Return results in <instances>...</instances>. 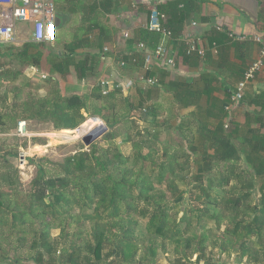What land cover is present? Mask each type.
Masks as SVG:
<instances>
[{
    "label": "trees",
    "instance_id": "trees-1",
    "mask_svg": "<svg viewBox=\"0 0 264 264\" xmlns=\"http://www.w3.org/2000/svg\"><path fill=\"white\" fill-rule=\"evenodd\" d=\"M192 3L195 4L194 1ZM56 4L60 28L63 21L70 27L69 22L75 16L81 23L72 40L66 43L67 55L59 57L56 53L48 58L49 73L52 77L66 76L74 65L80 81L95 77L104 46L112 40L113 32L107 29L106 20L107 15L115 11L117 0H56ZM158 9L170 15L163 22V28L171 31L173 39L182 37L185 24L192 16V8L187 6V2L175 0L163 7L158 6ZM162 37L160 32L140 28L134 37L128 39L127 45L133 46L135 53L145 59V55L152 53L161 43ZM55 42H61L59 34ZM139 43H145L146 49H138ZM42 44L45 43H26L22 48L15 47V53L0 51V55L19 59L26 66L40 67L44 58ZM88 49L97 53H89L91 56L84 54L86 57L83 55L79 62H73L71 55ZM56 57L60 58L59 62H56ZM123 59L128 61L129 57L124 56ZM0 76V87L11 84L8 92L14 96L11 106L7 103L6 94L0 100L3 105L8 104V108L0 109V133H8V121L18 124L22 120L51 122L57 130H75L89 117L100 118L110 128L121 123L134 125L129 117L132 106L128 104L129 99L121 98L120 90L103 95L101 87L96 84L85 95H68L65 88L58 86L48 95L39 96L27 93L28 84L16 85L22 73L7 69ZM121 100H124L127 114L119 112ZM123 115L127 116L121 117ZM129 131L130 128L125 127L123 133L129 134L131 139ZM109 135L113 138L121 136L111 132ZM195 142L191 143L193 147L190 149L197 155L193 162L198 163L201 158L198 157L199 148L194 147ZM198 142L205 150L208 147L215 150L214 155H203L204 160L221 164L224 168L223 175L209 177L207 188H203L208 198L203 215L209 216L208 212L213 211L211 218L215 219L217 226L221 229L225 225L220 239L216 243L211 241V244L219 246L222 253L235 254L239 263L245 259L250 264L264 262V192L257 204L250 202L253 191L248 192L254 189L257 179L251 176L238 188L236 183L241 174L236 171L239 172L240 167V171H245L242 154L235 151L229 141ZM132 144L135 154L128 156L119 152L117 146L97 155L98 149L94 146L90 152H80L61 164L56 163V173L49 176L47 168L40 163L32 190L27 195L19 192L9 174L1 173L0 262L11 259L13 253L18 254L16 259L20 260L19 253L29 245L30 250L36 253L28 257L34 264H154V260L159 264L156 239L162 238L174 246V264H183L192 257H196L194 264L202 261L209 264L206 252L209 238L204 234H189L192 216L188 218L185 214L179 219L177 213H172L180 207L184 195L179 192L176 180L166 177L164 171L171 173V177L177 175L183 165L179 155L176 151L171 154L168 149H163V156L169 163H155L157 151L154 147L145 153L144 143L133 141ZM234 151L238 156L236 153L233 155ZM7 154L2 151L0 159L4 160ZM191 161L190 158L187 163ZM249 162L256 167L258 176L264 174V163L260 160ZM4 163L7 167L5 160ZM156 168H160V172L155 177ZM198 170V176H202L205 166L199 164ZM232 180L236 181L233 185ZM159 187L165 190L160 191ZM208 188L222 189L225 194L212 198ZM140 219L146 221L151 236L147 245H142L137 236ZM53 230L61 231L58 238H53ZM11 234L17 235V239L11 240Z\"/></svg>",
    "mask_w": 264,
    "mask_h": 264
},
{
    "label": "crops",
    "instance_id": "crops-1",
    "mask_svg": "<svg viewBox=\"0 0 264 264\" xmlns=\"http://www.w3.org/2000/svg\"><path fill=\"white\" fill-rule=\"evenodd\" d=\"M171 1L175 0H148L137 5L138 0H117L115 11L107 15L106 26L113 35L104 46L109 51L105 59L102 57L98 74L80 81L73 65L68 75L53 78L69 90V95H85L92 91L85 88H93L101 79H132L135 82L133 89L129 94H122L129 99L137 129L156 131V140H160L158 136L162 134L166 141H229V145L242 154L245 174L258 180L259 186L255 188L262 193L264 174L258 176L256 167L249 161L264 163V68L247 87L241 102H233L232 97L264 47V0H185L192 8V16L185 24L182 37L164 40L162 37L161 41L176 55L175 68L167 70L155 58L146 70L145 59L135 53L133 46L127 45L123 31H130V38L134 37L140 28H147L153 6L163 7ZM59 37L61 42L56 52L59 57H64L68 52L65 38L62 43L60 27ZM190 40L199 47V52L192 55L187 54ZM89 53L93 55L97 51L79 50L71 58L77 63ZM126 53L136 54L138 63L123 69L118 62ZM51 58L55 60L54 56ZM59 60L56 57V62ZM146 78H155L158 83L147 86ZM228 105L230 109H227ZM196 147L202 160L203 155L215 153L210 147L205 150L201 142ZM6 158L4 160L8 162ZM221 254L227 258L224 264H247V259L239 263L235 254ZM17 256L13 253L11 259L0 264H22L23 261L34 264L31 260H17ZM220 263L223 264V260ZM201 264L205 263L202 261Z\"/></svg>",
    "mask_w": 264,
    "mask_h": 264
},
{
    "label": "rangeland",
    "instance_id": "rangeland-1",
    "mask_svg": "<svg viewBox=\"0 0 264 264\" xmlns=\"http://www.w3.org/2000/svg\"><path fill=\"white\" fill-rule=\"evenodd\" d=\"M56 12L58 16V11ZM80 23V19L76 16L71 18V22H69L70 27L65 24V21H63V26L61 28L63 41L66 40V43H69L72 40V35ZM29 28L30 26L28 24L22 25V30L19 34V45L0 47V51L5 54L9 52L15 53L17 48H22L26 43H33L30 33L27 32ZM34 43L39 44L36 42ZM41 46V50L43 51L46 58H50V55L56 54V51H58L57 49H59V44L57 42L45 43ZM61 48L65 50L63 45ZM0 57V73H4L7 69L13 72L22 73L23 76H21V78L17 81L16 85L22 86L28 84L26 88L27 93L31 92L35 95L46 96L48 93L55 91L58 86L65 88L63 84L61 85L60 82L58 80L56 81V79H54L49 73L50 63L48 62V59L44 58L43 63L39 65L40 67H31L23 65L19 59H8L4 54H1ZM3 69L5 70L3 71ZM1 80L2 79L0 76V84ZM11 87V84H6L5 86L0 87V100H3L2 98H4V95L6 94L8 96L7 103L9 106L12 105L14 97L13 94L8 92ZM85 89L91 91L93 88L86 87ZM67 94H70L68 89ZM24 97L25 95L23 98ZM121 98L126 99V97L123 95ZM1 102L3 103V101ZM8 104L3 105L0 103V109L2 110V108H8ZM119 107L120 114H124L123 112L126 111L124 100L120 101ZM126 116L127 115H123L121 117ZM129 117L130 122H133L135 125L136 121L132 119L133 116L130 115ZM27 121L28 127L25 135H19L17 133L18 124H15L11 121L7 122V126L9 128L7 135H0V154H2V151L9 153V155L7 154L6 158L8 161L6 162L7 167L4 166V160H0V174H9L11 181L15 183L14 185L19 190V192L27 195L32 190V182L37 176L40 163L42 166L47 168V174L49 176L56 173V163L61 164L68 157L80 152H90L93 150L94 146L96 149H98V152H96L97 155H102L106 150L110 148L114 149V146H117L119 152L128 156L135 154L134 144H132L133 141L142 142L144 143L143 151L145 153L152 147H154L153 149H156L157 155L155 156V163L164 162L165 164H168L169 161L165 156H163V149H168L171 154L176 151V154L179 155L180 161L183 165L180 167V169H178L177 175L174 177H171L172 175L168 171H164V174L166 177L170 176L171 179L176 180V183L179 187V192L184 195V201L181 203L180 207L172 213H177L179 219H181L185 214L188 216V218L192 216L193 222L189 234H204L209 238V240H207L208 243L206 246V252L207 260L210 264H218V262H221L222 260L223 264L227 262V258L223 257L219 246H214L211 244V241L216 243L218 239H220L222 232L225 229V225H223L221 229L217 226L215 219L211 218V215L214 213L213 211L208 212L209 216L203 215V213L206 211L205 204L208 202L207 196L205 193H203V188H207V179L220 174L223 175L224 168L221 166V164L215 165L211 161L202 160V157H199L201 159L197 161L198 163H194L193 160L197 158V155L190 153L192 152L190 149V147H192L191 141H166V137L162 134L161 137L158 136L160 140H156V131L154 133V130H150L149 128L137 129V124L135 125L136 127H134L132 123H128L126 125L125 123H121L114 128H110L100 118L92 117H89L87 121L79 128L68 131L57 130L54 124L51 122H39L34 120ZM88 122H90L93 126L88 125ZM100 125H105L108 127V132L101 136L94 144H92V146H86L84 143V138ZM125 127L130 128L131 131L129 132L131 134V139H129V134L123 133L125 131ZM110 132L116 135L120 134L121 136L113 138L109 135ZM195 145H198V141L195 142ZM190 158L192 161L189 164L187 161ZM199 164H203L205 166V172L202 176H198ZM139 166H141V164ZM240 168L239 172L236 171V173L241 174L238 183H236L238 188H241L245 183H247V180H249L251 177L246 175L245 171H240ZM244 169H246V166H244ZM158 172H160V168L155 169V177L157 176ZM178 176L179 178H177ZM197 177L203 178L198 179ZM235 182V180H232L231 184L233 185ZM256 186H259V182L258 184H255V187ZM255 187L253 190H248V192L253 191L252 198L250 199L252 204L259 203L262 196L260 192H257L258 188L256 189ZM158 190L164 191L165 189L164 187H159ZM208 193L212 196V198H216L217 196L225 194L223 193L222 189L218 190L211 188H208ZM200 211L203 212L201 213ZM248 215L251 216V213L249 212ZM182 225L185 227L186 223ZM87 227H89V224H87ZM60 233V230H53V238H58ZM137 236L139 237L142 245H147L148 241L151 239L145 220H139ZM9 238L11 240H15L17 239V235L11 234ZM156 240L159 247L158 263L174 264L176 262L174 246L172 244H168L162 238H157ZM28 243L30 244V242ZM24 249L25 250L21 251L20 256L24 260L28 261V257H32L36 254L34 251L30 250L29 245ZM195 260L196 257H192L191 259H187L183 264H194ZM203 262L205 263L206 261ZM153 263L155 264L156 260H154ZM22 264L29 263L23 261ZM247 264H250V262H247Z\"/></svg>",
    "mask_w": 264,
    "mask_h": 264
},
{
    "label": "built area",
    "instance_id": "built-area-1",
    "mask_svg": "<svg viewBox=\"0 0 264 264\" xmlns=\"http://www.w3.org/2000/svg\"><path fill=\"white\" fill-rule=\"evenodd\" d=\"M143 2L147 3L148 0H138L137 5ZM56 9V0H0V46L19 45V34L22 30V25L26 24L30 26V28L26 30L30 33L33 42L54 43L59 32ZM166 21L167 15L161 13L158 6H153L151 9L150 23L147 28L150 31L162 33L163 40L172 38L171 31L163 28V22ZM123 36L126 40L130 39V31H123ZM137 46L138 49H146L145 43H139ZM108 51L109 48L105 47L103 59H105ZM197 52H199L197 43L194 40H190L187 54L192 55ZM125 56H128L129 60H120L118 64L121 68L127 69L129 65L138 63V58L135 54L126 53ZM155 58H157L167 70L175 68L176 55L170 52L164 42H161L152 53H147L145 55L144 68L146 70L150 69ZM263 68L264 47L261 50L260 57L248 68L243 80L237 85L236 92L232 97L233 102L239 103L243 100L247 87L256 79ZM144 81L147 86H155L158 83L155 78H146ZM98 84L102 89L103 95H108L116 90L129 94L135 82L132 79L122 81L101 79L98 81ZM229 107L230 105H228L227 109H230ZM27 127V121H19L17 133L19 135H25Z\"/></svg>",
    "mask_w": 264,
    "mask_h": 264
},
{
    "label": "water",
    "instance_id": "water-1",
    "mask_svg": "<svg viewBox=\"0 0 264 264\" xmlns=\"http://www.w3.org/2000/svg\"><path fill=\"white\" fill-rule=\"evenodd\" d=\"M61 25V19L57 18V27H60ZM106 132H108V127L105 125H100L95 130H93L91 133H89L84 138V143L86 146H92L101 136H103Z\"/></svg>",
    "mask_w": 264,
    "mask_h": 264
},
{
    "label": "bare ground",
    "instance_id": "bare-ground-1",
    "mask_svg": "<svg viewBox=\"0 0 264 264\" xmlns=\"http://www.w3.org/2000/svg\"><path fill=\"white\" fill-rule=\"evenodd\" d=\"M88 125H92L90 122H88ZM99 125V124H98ZM93 126V125H92ZM66 131H68V130H66ZM79 136V135H78ZM80 138V137H79Z\"/></svg>",
    "mask_w": 264,
    "mask_h": 264
}]
</instances>
